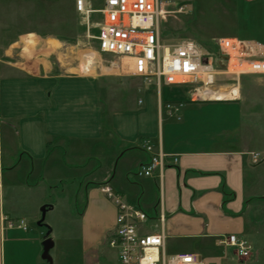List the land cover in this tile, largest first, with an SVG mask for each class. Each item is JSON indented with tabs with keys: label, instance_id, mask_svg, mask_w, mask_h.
<instances>
[{
	"label": "crops",
	"instance_id": "1",
	"mask_svg": "<svg viewBox=\"0 0 264 264\" xmlns=\"http://www.w3.org/2000/svg\"><path fill=\"white\" fill-rule=\"evenodd\" d=\"M78 29L75 0H0V264H36L51 232L6 226L4 219L16 214L11 203L5 205V179L15 182L5 175L49 160L43 179L59 180L62 152L73 160L83 157L82 173L91 179L78 214L86 264L110 259L107 237L116 207L100 191L105 184L146 213L141 233L165 235L167 253L171 238L198 241L206 256L212 241L247 235L253 201L264 199V169L256 175L255 148L238 144L245 135L240 95L236 101H195L188 87L144 83L130 59L121 60L127 70L118 93L112 92L109 79L63 67L60 48ZM126 93L134 102L115 107ZM166 102L180 103L178 110L161 111ZM144 141L152 153L168 155L161 179L157 172L138 174L151 157ZM45 207V213L53 211Z\"/></svg>",
	"mask_w": 264,
	"mask_h": 264
},
{
	"label": "rangeland",
	"instance_id": "2",
	"mask_svg": "<svg viewBox=\"0 0 264 264\" xmlns=\"http://www.w3.org/2000/svg\"><path fill=\"white\" fill-rule=\"evenodd\" d=\"M89 1L93 9L103 7L104 0ZM164 1H168L170 10L174 11L167 19H163L160 25L162 43L166 47L184 40H192L206 51L214 52L213 41L220 37H236L264 43V0ZM180 8L182 11L177 12ZM100 21L101 15L93 14L90 17V25L87 26L78 15V33L73 40L62 43L61 62L63 67L70 69L72 73H81L79 66L83 58L93 59L96 68L89 73L91 77L109 79L114 82L111 91L118 93L119 90L116 89L121 83L120 75L126 72L127 66L118 58L98 52L96 36ZM89 51L96 53L89 54ZM104 68L113 69H110V72L104 71ZM216 85L221 87L223 92H227L223 88L228 85H235L239 89L240 99L237 102L242 111V129L245 135L244 143L239 139L238 144L241 147L251 143L255 148L250 154L258 155L257 162L254 163L256 166L254 172L260 175L262 168L264 169V154L257 149H264V74H247L238 78L218 75ZM169 87L185 89V86ZM114 95L112 94V98ZM134 100L133 96L126 93L122 99L116 98L114 106L125 108ZM59 158L63 166L59 171V180L43 179V166L47 167L49 160L47 164L45 162L34 164L28 169L19 168L13 174L5 175L6 178L11 177L15 181L9 183L5 179V205L7 207L11 203L15 207L16 216H9L14 225L23 221L25 230L29 232H34L33 229L51 231L49 238L54 243L49 252L51 264H86L83 259V254L87 251L83 243L86 234L79 225L78 214L82 213L86 204V193L83 188L90 185V175L82 173L86 169L83 157L73 160L69 154L62 152ZM98 169H94V174ZM22 182L31 186V189L24 191L20 185ZM262 192L264 194V186ZM253 204L247 216V235L238 237L255 246L259 252L257 259L245 262L237 260L232 249L220 243L224 236L211 242L214 249L208 247L206 256L200 254L198 241L190 237L171 238L168 253H199L203 264H264V199L254 200ZM45 205L53 206V211L45 213L44 223L40 225L39 221L43 218L41 208ZM109 251L110 259L106 264H118L115 251L113 249ZM41 255L42 251L36 258V264H49Z\"/></svg>",
	"mask_w": 264,
	"mask_h": 264
},
{
	"label": "built area",
	"instance_id": "3",
	"mask_svg": "<svg viewBox=\"0 0 264 264\" xmlns=\"http://www.w3.org/2000/svg\"><path fill=\"white\" fill-rule=\"evenodd\" d=\"M164 0H104L101 9H93L89 0H75V9L83 23L90 25V17L100 14L99 32L96 36L99 53L108 54L119 60L130 59L133 73L146 84L160 86H185L190 89V97L201 102L236 101L239 89L228 85L223 90L238 92L237 97L221 100L216 95L222 90L216 85L218 75H231L236 78L247 74H264V43L242 40L236 37L214 39V52H208L192 40H184L175 45L162 43L160 25L174 11ZM180 8L177 12H181ZM89 28V27H87ZM96 52L89 51V54ZM85 59V60H84ZM81 74L96 68L83 58ZM83 68L85 69L83 71ZM215 95V96H214ZM180 103H163L160 110H178ZM144 148L151 152L149 161L141 166L139 175L157 176L168 156L161 151L152 153L149 141ZM257 154L253 155L256 162ZM173 161H178L173 157ZM100 191L116 207L115 227L107 237V245L116 252L118 264H202L197 253L183 252L169 255L165 247V235L142 234L141 224L147 220L146 213L137 205L126 202L109 185H101ZM6 226L25 229L23 221L14 225L4 219ZM221 244L232 249L239 261L257 259L259 252L253 245L237 235H227Z\"/></svg>",
	"mask_w": 264,
	"mask_h": 264
},
{
	"label": "water",
	"instance_id": "4",
	"mask_svg": "<svg viewBox=\"0 0 264 264\" xmlns=\"http://www.w3.org/2000/svg\"><path fill=\"white\" fill-rule=\"evenodd\" d=\"M46 208H47V207H45V206L41 208V212H42V214H43V218H44V214H45V210H46ZM43 218H42V220H43ZM53 247H54V243H53V241L51 240V238H46V239L43 241V252H42L41 257H42L43 260L48 261L50 264H51L52 259H51V257H50L49 252H50V250H51Z\"/></svg>",
	"mask_w": 264,
	"mask_h": 264
},
{
	"label": "bare ground",
	"instance_id": "5",
	"mask_svg": "<svg viewBox=\"0 0 264 264\" xmlns=\"http://www.w3.org/2000/svg\"><path fill=\"white\" fill-rule=\"evenodd\" d=\"M86 59L88 60V62L92 65V64H94V61H93V59H91V58H89V57H86ZM110 69H113V68H104L103 70L104 71H110ZM85 69L83 68V71H84ZM111 72V71H110ZM215 96V95H214ZM219 99H221V100H228V99H231V98H233V97H237L238 96V92H237V90L235 89L234 91H232V92H223L222 90L216 95Z\"/></svg>",
	"mask_w": 264,
	"mask_h": 264
}]
</instances>
